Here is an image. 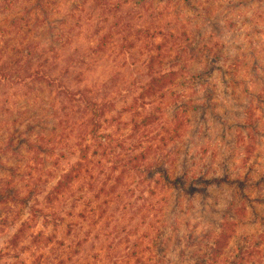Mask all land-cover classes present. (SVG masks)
Returning a JSON list of instances; mask_svg holds the SVG:
<instances>
[{"label": "rangeland", "instance_id": "1", "mask_svg": "<svg viewBox=\"0 0 264 264\" xmlns=\"http://www.w3.org/2000/svg\"><path fill=\"white\" fill-rule=\"evenodd\" d=\"M35 2L0 0V24L27 17L20 33L0 40V264H137V258L189 264L191 250H204L203 232L217 229L230 202L245 213L238 210L227 263L238 246L260 240L258 253L242 264H264V0H151V11L134 6L138 0H104L112 7L104 12L91 0H43V10ZM153 30H186L220 53L212 76L204 63L179 61L175 48L162 55L170 44L150 39ZM41 52L57 57L49 64L54 76L68 65L62 81L71 90L87 88L97 102L110 103L94 140L81 126V108L44 84L2 79L14 76L12 59ZM172 71L167 93L159 91L142 112L161 131L175 126L171 117L181 107L177 121L184 123L180 139L166 142L161 131L156 170L174 182L166 192L144 194L150 210L124 186L129 180L116 181L115 157L106 155L111 140L98 136L126 138L130 127L123 124L139 112L134 98L152 86L149 76ZM188 74L204 77L208 88L192 84L182 93ZM194 102L196 111L184 108ZM184 172L187 194L175 187Z\"/></svg>", "mask_w": 264, "mask_h": 264}, {"label": "trees", "instance_id": "2", "mask_svg": "<svg viewBox=\"0 0 264 264\" xmlns=\"http://www.w3.org/2000/svg\"><path fill=\"white\" fill-rule=\"evenodd\" d=\"M42 1L43 0H36L33 8L43 10L44 6L41 4ZM91 2L100 6L101 9H104L103 12L108 11L105 9H108V6H110V4L105 3L104 0H91ZM81 3H85V0H81ZM134 6H141L146 11H151L152 2L151 0H138V2H134ZM109 8L112 7L110 6ZM21 21L27 24V17L23 16L22 18H11L7 27L0 24V40L1 37L9 36V34L20 33L21 28L19 26V22ZM154 31L155 30L152 31L151 38L149 37L150 39H153L154 36L157 35L163 38L164 42L166 41L168 44H170V47L166 48V51L161 52L162 55L165 56V52H168L170 48H175L174 53L177 55L179 61H181V59H188L189 61L195 60L198 65L204 63L206 65L205 71H209V74L207 73L208 76H212L214 67L220 63L219 61L221 55H218L220 53L214 52L211 47H208L207 44H201L200 41L196 40L193 41L186 30H183L178 34L171 32H161L158 30L155 32ZM146 32L149 31L146 30ZM4 40H6V38ZM5 46H9L6 41H4L3 45H1V49L4 51L6 50ZM156 48L158 50H160V48L165 49V46L158 44ZM25 55V59H23V55H20L19 58L12 59L13 65L16 67V69L12 70L14 76L9 78L8 75V79L5 77H2V79H5L11 83H15L16 85L29 84V82L44 84L48 90L54 93L56 98H60V101L65 100V102L75 106L78 110L81 108V126L83 127L85 134H87V137H90V139L94 140V136L99 128V120L104 117L106 113L104 111V107L107 108L110 103L101 104L97 102L94 100L92 92L87 88L71 90L66 84H64L62 77H65L70 72L68 65L62 67V72L60 75L54 76L52 74L54 73L53 68L49 67V64L54 58H51V60L45 56V53L43 52L34 56H30L28 53ZM7 57H9V59L12 58L10 55H7ZM56 58L57 57H55L54 61H56ZM153 63H155V61L152 63L150 62V64ZM10 66L11 65L9 64V67ZM33 66L34 68H32ZM183 66H186L185 63ZM184 68L185 67H183L181 71H184ZM3 76H6V74L3 73ZM149 77V81L151 82L152 86L147 87L143 94L134 98L139 102V112H134L128 120V123L123 124V126L129 125L130 127L128 136L124 139L116 138V140H113V134L111 133L98 136L104 137V139H106L105 141L107 142L111 140V144L109 143L106 145L108 148V153L106 155H112L115 157L111 170L113 173L118 171L117 176L115 177L116 181L120 183L124 180H129V182L124 186L130 191L132 197L134 196L137 197V199H141L143 201L142 205H145V207L147 206V208H149L151 204H148L149 197L146 198L144 194H148V196L152 197L157 193L156 190L158 189L160 192H166L169 190L168 185H171L172 182H174V178L171 179L169 177V173L165 169L160 171L156 170L157 167L160 166L163 158L162 155H160V150L165 146L161 145V143L165 142L164 135L161 134V131L168 135L166 142H171L175 139H180V136L184 130V123L181 121L178 123L177 121L178 112L181 107H179V109H177L171 117V119L175 120L176 122L175 126L171 127L170 129H166L165 126H161L159 128L161 131H158L157 126H154L156 121L154 117L148 114L142 115L144 107L155 102L156 95H158L159 91H161V94H159L160 97H163L165 93H167L168 86L175 79V71L164 72L161 74L152 73ZM201 79H204V77H201L197 74H188V77L184 78V84H186V88L182 93H184L186 89L192 84L197 85L198 88L204 87L207 89V85L209 84L207 82L208 80ZM166 86L167 88H164ZM211 92L212 90H210V93ZM143 96L145 102L143 101ZM174 96L175 94L173 97ZM189 107L193 111L198 109L195 102L191 103L190 106L186 104L184 108L187 109ZM208 108H210L209 105ZM185 109L182 111V113H185ZM112 142H115V144ZM75 171L78 172V170ZM70 175V171L62 174L61 179L58 180L57 185L54 186V192L56 194H60L64 180ZM157 175L158 177H156ZM175 185V187L181 192L184 191L185 194L188 193L187 188L190 186V181L187 178L186 172L181 175L180 179L176 181ZM104 190L105 189L102 187L101 191L99 192L103 194L102 191ZM241 193L243 194V192ZM179 200L180 199L178 197L175 198L174 203L176 208L179 206ZM232 204L233 203L230 202L226 211L220 215V220L217 223V229L215 231L212 230L203 232V239L206 240V244L203 246L204 250H201L202 248L192 249L189 255V264H228L226 259V254L228 251H226V249L229 247V242L235 233V229L238 227L236 223L239 217L238 210L245 213V209H242L241 206ZM128 206L131 207L132 203H129ZM149 209L151 210L152 208L150 207ZM149 209L146 210L149 212ZM229 215L234 217L237 215V217L233 219L229 218ZM33 216H35V214H33ZM47 217V215L44 216L45 219ZM58 219L59 218H55L57 222L60 221ZM228 228L232 229L231 233L225 236V231H227ZM212 235H214V237ZM197 239L198 238H195L192 234H190L188 237V241H192L193 243H195V240L197 241ZM160 243H163V240H161ZM260 245L261 242L259 240L257 242L247 241L243 243V247L238 246V252L232 261L229 262V264H242L243 262H250V259L253 257V255H255L256 252L258 253V250L256 249L259 248ZM136 263L146 264L141 260V258H137Z\"/></svg>", "mask_w": 264, "mask_h": 264}]
</instances>
